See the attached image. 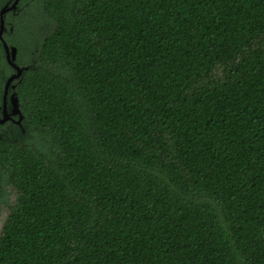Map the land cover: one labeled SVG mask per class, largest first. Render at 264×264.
<instances>
[{"label": "trees", "instance_id": "16d2710c", "mask_svg": "<svg viewBox=\"0 0 264 264\" xmlns=\"http://www.w3.org/2000/svg\"><path fill=\"white\" fill-rule=\"evenodd\" d=\"M4 20L27 69L0 264H264V0H19ZM13 73L0 40V107Z\"/></svg>", "mask_w": 264, "mask_h": 264}, {"label": "water", "instance_id": "95a60500", "mask_svg": "<svg viewBox=\"0 0 264 264\" xmlns=\"http://www.w3.org/2000/svg\"><path fill=\"white\" fill-rule=\"evenodd\" d=\"M19 0H15L13 2V4L9 5L6 4L1 10H0V40L2 42L3 45V49L6 55V61L7 63L10 65V67H12V69H14L15 73H13L6 81L5 84V89H4V95H3V102H2V113L4 114L3 119L0 120L1 123L7 121L8 119H10L11 115H17L18 116V123H20V121H22L23 116L20 112L19 109V102L18 99L16 97V95L13 93L10 95L9 98V104H10V111L8 112V107H7V94H8V90L11 87L12 89L15 88L14 85H12V82L14 80H17L20 78L22 71L27 69V68H20L16 63H15V59H16V48L15 47H9L6 42L3 40V32L5 31V15L10 12V11H15L17 8V4H18Z\"/></svg>", "mask_w": 264, "mask_h": 264}, {"label": "flooded vegetation", "instance_id": "af4514ba", "mask_svg": "<svg viewBox=\"0 0 264 264\" xmlns=\"http://www.w3.org/2000/svg\"><path fill=\"white\" fill-rule=\"evenodd\" d=\"M9 96H10V93L8 90V94H7L8 112L10 111ZM2 102H3V97H2ZM3 117H4V114L2 113V107H0V120L3 119ZM22 121L18 123V116L11 115L10 119H8L7 121L3 123L0 122V143L6 140L14 141V142L17 141L16 138H14L13 136L12 137L9 136L8 133L13 132L14 127H18L22 132H24L22 130ZM8 127L10 129H8ZM4 200L7 201V203L12 204L13 201L15 200V195H14V192L12 191V188L10 186H3L2 180L0 179V234H1L2 227H3V223L9 211V206L5 204Z\"/></svg>", "mask_w": 264, "mask_h": 264}, {"label": "rangeland", "instance_id": "374dc122", "mask_svg": "<svg viewBox=\"0 0 264 264\" xmlns=\"http://www.w3.org/2000/svg\"><path fill=\"white\" fill-rule=\"evenodd\" d=\"M3 33H4V32H3ZM8 129H10V128L8 127ZM5 156H6V157H11L10 152H9V151H6V152H5Z\"/></svg>", "mask_w": 264, "mask_h": 264}]
</instances>
